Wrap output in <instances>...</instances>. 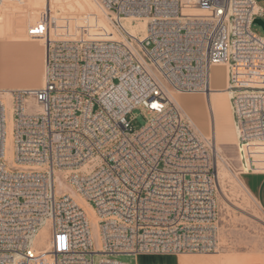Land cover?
<instances>
[{
	"label": "built area",
	"instance_id": "2783aa9c",
	"mask_svg": "<svg viewBox=\"0 0 264 264\" xmlns=\"http://www.w3.org/2000/svg\"><path fill=\"white\" fill-rule=\"evenodd\" d=\"M97 2L116 38L93 37L111 30L90 15L52 20L45 12L28 31L46 45L43 85L0 96V264L219 253L220 152L175 98L207 95L215 65L228 71L240 173L264 175V37L252 27L264 20L258 0H194L197 13L185 12L184 0ZM127 18L146 19L143 39L125 29ZM136 108L150 116L140 129L128 118ZM10 136L16 169L7 165ZM57 172L95 210L98 248L85 208L57 194ZM43 230L48 246L40 248Z\"/></svg>",
	"mask_w": 264,
	"mask_h": 264
},
{
	"label": "rangeland",
	"instance_id": "374dc122",
	"mask_svg": "<svg viewBox=\"0 0 264 264\" xmlns=\"http://www.w3.org/2000/svg\"><path fill=\"white\" fill-rule=\"evenodd\" d=\"M95 1V0H94ZM259 4L264 7V0H258ZM194 3V1H193ZM96 5V13L91 15L89 11L82 15L73 14L72 16L83 17L90 15L92 19L102 18L107 28L118 33L115 25L111 21V17L107 15L99 3ZM185 12H197V9L190 5V0H184ZM49 13L50 17L55 19L59 16H71L70 12H64L58 6L56 0H9L0 3V32L5 33H21L28 36L29 26L41 19L43 14ZM134 19V18H128ZM138 22H145L143 18H138ZM253 30L264 37V28L262 25L253 24ZM94 33L93 35H95ZM42 43V41L40 39ZM41 53L36 55L39 60ZM20 67L19 74H11L4 72L0 65V96L8 91L11 80L18 78L20 82H24L23 87L37 88L41 87L42 75L44 72V63H30L21 52L17 57L12 58ZM226 66H214L212 68L211 86L215 89H223L227 86L228 73ZM28 75L37 76V81H28ZM3 93V94H2ZM183 109L192 118L195 125L200 131L206 135H211L215 131L218 147L221 149L220 155L224 156L222 161L224 168L221 170L218 182V203L220 207V240L222 249L217 254H224L236 251H250L257 255H263L259 258L261 264H264V211L258 204L257 200L251 195L246 187L243 175L240 173L241 157L238 148V140L234 126L231 102L225 93L216 94V113L211 114L208 110V102L206 95L201 93H182L177 95ZM7 100V123L8 133L13 131V101L10 97ZM29 110H36L34 105H29ZM212 115V117H211ZM149 114L143 108L134 109L128 118L131 120L135 129L143 127L148 119ZM214 124V126H213ZM7 165L10 169H16L14 166V140L10 136L6 147ZM221 160V159H220ZM56 192L58 195L70 193L75 198L78 195L74 189L65 182L62 173H56ZM96 213V212H95ZM97 215V214H96ZM92 230L94 235L95 247H99L98 226L92 221ZM48 232L43 230L36 240V244L40 248L48 246ZM206 254V253H202ZM178 255V254H169ZM102 255H95V264H99ZM121 260L136 264L133 256L121 255Z\"/></svg>",
	"mask_w": 264,
	"mask_h": 264
},
{
	"label": "crops",
	"instance_id": "0c3cea01",
	"mask_svg": "<svg viewBox=\"0 0 264 264\" xmlns=\"http://www.w3.org/2000/svg\"><path fill=\"white\" fill-rule=\"evenodd\" d=\"M21 52L30 63H38V61L43 62L45 67L46 45L45 43H42L38 37H32L29 35L25 36L23 32H0V65L1 69L4 72L8 71L13 75L19 74L20 67L16 64L15 61L12 60V58L17 57ZM38 53H41L39 60L36 59V55ZM37 79V76L34 75H28L26 77V80L28 81H37ZM43 81L44 72L42 75V84ZM22 84L24 85V82L22 83L18 78H14L11 80L12 88H7V90H13L16 88H28L25 86L23 87ZM223 89L212 88V90H214L216 94L221 93ZM205 98L208 102L209 98H207L206 96ZM208 110L211 114L210 108H208ZM232 115L235 121L234 114ZM242 175L248 191L251 193V195H253V197L257 200L258 204L264 211V175L257 173H243ZM262 256L251 253L250 251H236L224 254L187 253L178 255H137L133 257L135 258L136 264H261L256 260H259V258H263Z\"/></svg>",
	"mask_w": 264,
	"mask_h": 264
},
{
	"label": "bare ground",
	"instance_id": "6f19581e",
	"mask_svg": "<svg viewBox=\"0 0 264 264\" xmlns=\"http://www.w3.org/2000/svg\"><path fill=\"white\" fill-rule=\"evenodd\" d=\"M56 1L58 3V6L60 7V9L62 11L66 12V13L72 12L70 15L79 14V13H80L79 15H82L86 11H89L91 15H94L96 13V5H98L97 0H95V1L94 0H56ZM193 1L194 0H190V5L193 6L194 8H196L195 3H193ZM197 12H198V10H197ZM197 12H194V13H197ZM191 13H193V12H191ZM94 17H96V16L94 15ZM138 20L140 21V19H138V18H134V19H128L127 18L124 20V27L127 31H129L130 33H132L136 37L143 39L146 36L147 21H146V19H144L145 22L140 23V22H138ZM97 22L100 25L107 27L106 22L102 18L97 17ZM110 32L112 34L109 32H107L106 34L96 33L95 35H93V37H95V38H98V37L109 38V39H113V38L117 37V36L115 37V35H117V34L114 31L111 30ZM215 66H218V65H215ZM220 66H224V65H220ZM227 73H228V71H227ZM221 92L225 93L229 100L231 99V93L226 88L223 89ZM177 95H179V94H177ZM177 95H175L176 99L178 97ZM215 95H216V93L214 90H211V92H209L206 95V97L209 98V100H208L209 108H210L211 112H213L214 116H215L216 107H217ZM178 102H179V100H178ZM230 102H231V100H230ZM231 107H232V105H231ZM185 113H186V111H185ZM232 114H233V111H232ZM234 126H235V121H234ZM235 131H236V126H235ZM212 135L215 137V139H217L216 126H215V131L214 132L212 131ZM236 135H237V133H236ZM217 148H218L219 152H222L221 149L218 147V144H217ZM220 159L218 161L219 178H220L221 170H222V168H224V164L222 161H224L225 158H224V156L220 155ZM77 200L80 203V205H82L85 208L86 212L88 213V217L90 218V220L93 221L94 223H96L98 228H99V218L96 215L93 207L87 201H85L83 198H81L79 196H78Z\"/></svg>",
	"mask_w": 264,
	"mask_h": 264
},
{
	"label": "water",
	"instance_id": "95a60500",
	"mask_svg": "<svg viewBox=\"0 0 264 264\" xmlns=\"http://www.w3.org/2000/svg\"><path fill=\"white\" fill-rule=\"evenodd\" d=\"M256 23H258V24H260V25H262L263 26V28H264V20L263 19H261V18H258V19H256V21H255Z\"/></svg>",
	"mask_w": 264,
	"mask_h": 264
}]
</instances>
